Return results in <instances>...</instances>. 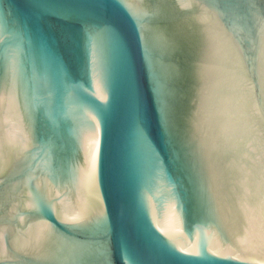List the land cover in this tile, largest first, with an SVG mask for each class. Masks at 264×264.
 Here are the masks:
<instances>
[{"label": "water", "instance_id": "1", "mask_svg": "<svg viewBox=\"0 0 264 264\" xmlns=\"http://www.w3.org/2000/svg\"><path fill=\"white\" fill-rule=\"evenodd\" d=\"M0 264H264V0H0Z\"/></svg>", "mask_w": 264, "mask_h": 264}]
</instances>
